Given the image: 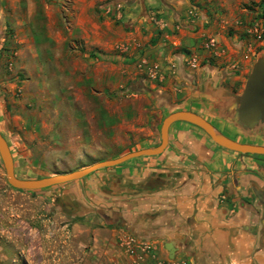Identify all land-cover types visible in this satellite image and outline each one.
<instances>
[{
	"label": "crops",
	"instance_id": "0c3cea01",
	"mask_svg": "<svg viewBox=\"0 0 264 264\" xmlns=\"http://www.w3.org/2000/svg\"><path fill=\"white\" fill-rule=\"evenodd\" d=\"M259 1L53 0V6L39 0L40 50L52 49L50 16L68 17L69 26L57 28V65L70 51L102 63L107 70L97 81L105 98L125 96L116 111L104 108L107 121L79 125L84 146L109 148L92 163L158 144L162 119L178 109L201 115L232 139L264 145V120L247 126L237 113L247 77L264 57V17L258 19L264 4L251 6ZM117 2L120 10L106 11ZM70 39L77 45L67 44ZM48 59L41 55L40 65ZM66 183L56 198L65 214L97 213L119 239L151 241L161 257L182 264H264V155L225 149L193 124L172 123L159 154Z\"/></svg>",
	"mask_w": 264,
	"mask_h": 264
},
{
	"label": "rangeland",
	"instance_id": "374dc122",
	"mask_svg": "<svg viewBox=\"0 0 264 264\" xmlns=\"http://www.w3.org/2000/svg\"><path fill=\"white\" fill-rule=\"evenodd\" d=\"M31 6L29 0H0V131L15 174L35 178L85 167L103 156L109 148L84 146L77 138L79 125L107 121L104 108L118 109L125 96L105 98L104 84L97 81L107 70L102 63H89L70 51L67 61L57 65L56 45L62 44L57 28L69 26L68 17L65 23L56 13L50 16L52 49L41 51L39 0ZM263 17L258 13V19ZM41 55L48 64L40 65ZM112 119L119 121L118 115ZM68 184L14 188L0 158V264H126L120 239L97 213L72 217L59 206L56 198Z\"/></svg>",
	"mask_w": 264,
	"mask_h": 264
},
{
	"label": "water",
	"instance_id": "95a60500",
	"mask_svg": "<svg viewBox=\"0 0 264 264\" xmlns=\"http://www.w3.org/2000/svg\"><path fill=\"white\" fill-rule=\"evenodd\" d=\"M237 113L239 120L247 126H254L259 120H264V57L257 59L247 77ZM176 121L188 122L199 127L214 143L225 149L242 154L264 155V145L232 139L219 131L201 115L190 110L178 109L168 113L162 119L160 141L154 146L131 150L82 168L35 178L19 177L15 174L12 154L6 139L0 131V158L6 173V180L10 186L17 189L37 190L80 179L98 168L114 166L134 157L159 154L168 144L170 125ZM168 250L170 253L173 251L171 246H168Z\"/></svg>",
	"mask_w": 264,
	"mask_h": 264
},
{
	"label": "built area",
	"instance_id": "2783aa9c",
	"mask_svg": "<svg viewBox=\"0 0 264 264\" xmlns=\"http://www.w3.org/2000/svg\"><path fill=\"white\" fill-rule=\"evenodd\" d=\"M121 3L117 2L112 6L107 5L106 11L111 12L112 9L120 10ZM190 15H195V10H189ZM209 46H214L215 41L211 40ZM146 60H141V65H144ZM192 66H196L198 60L192 56L189 60ZM153 71L156 72V66H153ZM120 247L126 254V264H182V262L172 258H165L158 255L156 246L153 242L140 239L131 235L120 238Z\"/></svg>",
	"mask_w": 264,
	"mask_h": 264
},
{
	"label": "trees",
	"instance_id": "16d2710c",
	"mask_svg": "<svg viewBox=\"0 0 264 264\" xmlns=\"http://www.w3.org/2000/svg\"><path fill=\"white\" fill-rule=\"evenodd\" d=\"M262 37L264 38V32H263V34H262Z\"/></svg>",
	"mask_w": 264,
	"mask_h": 264
}]
</instances>
